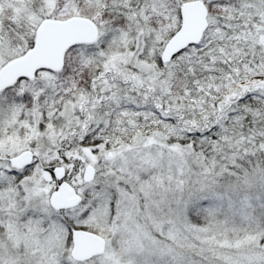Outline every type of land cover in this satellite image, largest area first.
Wrapping results in <instances>:
<instances>
[{
	"label": "snow or ice",
	"instance_id": "obj_1",
	"mask_svg": "<svg viewBox=\"0 0 264 264\" xmlns=\"http://www.w3.org/2000/svg\"><path fill=\"white\" fill-rule=\"evenodd\" d=\"M0 264H264V0H0Z\"/></svg>",
	"mask_w": 264,
	"mask_h": 264
}]
</instances>
